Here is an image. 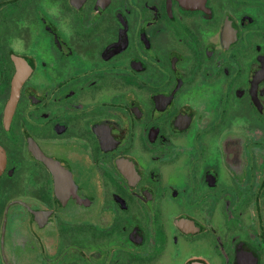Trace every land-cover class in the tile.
Returning a JSON list of instances; mask_svg holds the SVG:
<instances>
[{"label":"flooded vegetation","instance_id":"1","mask_svg":"<svg viewBox=\"0 0 264 264\" xmlns=\"http://www.w3.org/2000/svg\"><path fill=\"white\" fill-rule=\"evenodd\" d=\"M0 264H264V0H0Z\"/></svg>","mask_w":264,"mask_h":264}]
</instances>
